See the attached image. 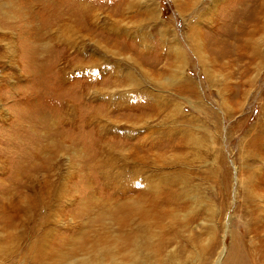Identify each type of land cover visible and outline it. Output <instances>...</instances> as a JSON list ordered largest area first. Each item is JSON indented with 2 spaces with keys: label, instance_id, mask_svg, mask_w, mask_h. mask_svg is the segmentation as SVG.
<instances>
[{
  "label": "rangeland",
  "instance_id": "obj_1",
  "mask_svg": "<svg viewBox=\"0 0 264 264\" xmlns=\"http://www.w3.org/2000/svg\"><path fill=\"white\" fill-rule=\"evenodd\" d=\"M259 4L0 0V181L19 175L4 196L30 218L0 215V264H264L242 207L264 169L246 153L264 124ZM165 172L196 201L151 214L153 252L128 250L114 185L132 198Z\"/></svg>",
  "mask_w": 264,
  "mask_h": 264
},
{
  "label": "bare ground",
  "instance_id": "obj_2",
  "mask_svg": "<svg viewBox=\"0 0 264 264\" xmlns=\"http://www.w3.org/2000/svg\"><path fill=\"white\" fill-rule=\"evenodd\" d=\"M260 2L261 4H259V12H262L264 6V0H260ZM259 12H257V15H260ZM262 25H263L262 27L264 28V24ZM243 46L244 48L248 47L250 50L252 49L250 40L248 38L244 41ZM256 50L257 49L251 50L253 56H256L258 54L257 53L258 50L257 51ZM186 82L189 83V81ZM167 137L169 138L170 136L167 135ZM166 141L169 143V140L167 138L165 139V143L168 144ZM246 153L252 162V165L250 164L251 166H254L253 163L255 162L256 163L259 162L261 164L264 163L263 161L264 160V124L261 125V129L259 128V133L256 136L251 137L249 149L248 151L246 150ZM15 154H17V151ZM254 169L255 168L251 167V174L249 175V178L247 180L248 190L246 191L247 193L246 200L244 202L245 204H243L242 207L244 210L245 217L248 218L249 219L248 221L251 224H254L255 226L254 230L248 229V233L253 232L257 234L252 244V249H253L252 255L261 257L264 253V169L260 170L261 172L259 174L260 176L259 178L261 180H258L257 182L258 183L257 187H260L259 189L260 192L258 194L255 192L256 186H255ZM180 174H181L180 172L179 173L165 172V174L160 176L156 175L154 178H152L151 176L150 184L148 185L147 188H144L138 182L133 183L132 181L121 179V182L129 181L128 183L132 187L131 190L133 196L132 198H127V196L130 195L129 192L127 191L126 192L117 191L119 184L118 182H116L117 180H115L116 182V184L114 185L115 190L111 193V196L115 195L114 197L122 198V200L130 199L124 201L123 202L124 204L122 203V205H120L119 210H120L121 218L116 223L119 226V230L117 232L119 233V236H117V239H120L121 241L123 240L124 245L129 247L128 250L132 248L135 250L137 249L140 253H151L153 252V249L155 247L159 246L158 244L156 245L153 243L154 241L153 238L155 237L154 236L155 232L153 228L159 226L152 222L151 219L152 217L150 216L153 212H156L158 215H161V218L163 219L164 214L166 215V213L169 210V207L177 205L179 203L180 198L183 196L187 197L190 202L195 203L196 194H193L194 193L193 190L195 187L192 186L191 182H187L185 178H183V176H180ZM2 178L3 180L0 181L1 219L3 220V218L6 215L10 214L13 215V219H17L18 221H22V219H24L25 221H29L30 218L27 217L26 214H24L25 207L22 204L24 200L22 198V195L20 194L22 190L21 191L18 190L20 187L23 189L22 186L24 185L22 184L19 175L14 174V176H12V174L10 173V176H8L5 173L3 174ZM107 178L108 177H104V179ZM13 182H15L14 184H16V187H14V189L20 191V193L17 192V196H15L14 204L9 205L6 201L7 198L4 195L8 193V189L13 187V186L10 187L11 184L9 185L7 183H13ZM25 186L28 189L30 188L29 187L30 185H25ZM44 195L49 199H51L54 196L52 192H50L49 195L39 192L40 199L37 208L38 212H40L44 208H46L48 211H51L52 205L49 202L46 203L42 199ZM60 195L59 198L61 197ZM249 204H253L255 206H249ZM125 219H130V220L137 219V220L129 221ZM45 221L46 219H44V222ZM155 235L157 236V234ZM101 249L110 252L112 250V249L110 250L109 247H105L104 249L103 248ZM118 252L120 254H123V252H120V250ZM216 263H218V261H216Z\"/></svg>",
  "mask_w": 264,
  "mask_h": 264
}]
</instances>
